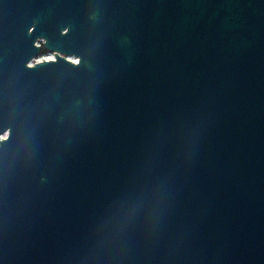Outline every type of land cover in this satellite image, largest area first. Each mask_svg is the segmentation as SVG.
I'll return each mask as SVG.
<instances>
[{"label": "water", "instance_id": "1", "mask_svg": "<svg viewBox=\"0 0 264 264\" xmlns=\"http://www.w3.org/2000/svg\"><path fill=\"white\" fill-rule=\"evenodd\" d=\"M0 264H264V0H0Z\"/></svg>", "mask_w": 264, "mask_h": 264}, {"label": "built area", "instance_id": "2", "mask_svg": "<svg viewBox=\"0 0 264 264\" xmlns=\"http://www.w3.org/2000/svg\"><path fill=\"white\" fill-rule=\"evenodd\" d=\"M47 52H48V54H46ZM47 52L40 53L36 58H34V59L30 62V64H33L34 61H36V60L44 59V56H46V55H54V52H51V51H47ZM44 54H46V55H44ZM53 57H54V56H53ZM47 59H49V58H47Z\"/></svg>", "mask_w": 264, "mask_h": 264}, {"label": "bare ground", "instance_id": "3", "mask_svg": "<svg viewBox=\"0 0 264 264\" xmlns=\"http://www.w3.org/2000/svg\"><path fill=\"white\" fill-rule=\"evenodd\" d=\"M53 56H54V55H46V56H44V59H47V58L51 59V58H54Z\"/></svg>", "mask_w": 264, "mask_h": 264}, {"label": "rangeland", "instance_id": "4", "mask_svg": "<svg viewBox=\"0 0 264 264\" xmlns=\"http://www.w3.org/2000/svg\"><path fill=\"white\" fill-rule=\"evenodd\" d=\"M44 52H47V51H44ZM42 53H43V52H42ZM46 54H48V52H47ZM46 54H44V55H46Z\"/></svg>", "mask_w": 264, "mask_h": 264}, {"label": "flooded vegetation", "instance_id": "5", "mask_svg": "<svg viewBox=\"0 0 264 264\" xmlns=\"http://www.w3.org/2000/svg\"><path fill=\"white\" fill-rule=\"evenodd\" d=\"M44 51H47V50H44ZM43 50H42V52H44Z\"/></svg>", "mask_w": 264, "mask_h": 264}, {"label": "trees", "instance_id": "6", "mask_svg": "<svg viewBox=\"0 0 264 264\" xmlns=\"http://www.w3.org/2000/svg\"><path fill=\"white\" fill-rule=\"evenodd\" d=\"M46 50L45 48L43 49V51Z\"/></svg>", "mask_w": 264, "mask_h": 264}]
</instances>
